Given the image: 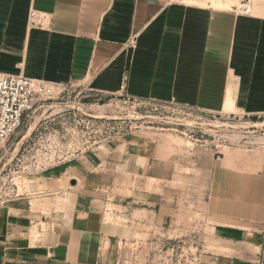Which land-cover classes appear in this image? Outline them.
<instances>
[{"label": "crops", "instance_id": "crops-1", "mask_svg": "<svg viewBox=\"0 0 264 264\" xmlns=\"http://www.w3.org/2000/svg\"><path fill=\"white\" fill-rule=\"evenodd\" d=\"M214 6L0 0V72L88 83L106 98L264 117V17ZM170 135L133 129L31 179L0 205V264H103L117 243L148 229L179 230L191 202L213 223L264 236V156L238 147L217 155ZM201 264L258 261L220 253Z\"/></svg>", "mask_w": 264, "mask_h": 264}, {"label": "rangeland", "instance_id": "rangeland-1", "mask_svg": "<svg viewBox=\"0 0 264 264\" xmlns=\"http://www.w3.org/2000/svg\"><path fill=\"white\" fill-rule=\"evenodd\" d=\"M180 1L212 7L225 3L227 8L236 12L264 17V0ZM202 115L205 116L199 111H183L174 107L153 110L145 102L139 105L125 102L120 97L106 98L88 83L57 86L54 94L43 101L27 124L8 142L6 150L0 151V205L11 195L24 192L31 179L46 174L52 168L50 164L68 160L86 148L112 140L127 130L152 128L172 133L171 138L186 148H193L195 144L172 128L190 126ZM221 115L223 118L219 121L228 122L224 126L234 124L233 127H224L222 132L242 131L246 127L249 135L253 136L252 141L256 144L249 148L238 147V151L264 156V117ZM205 129H209L208 126L202 125V130ZM35 165H39L36 170ZM190 198L193 199V195ZM181 211L179 230L155 229L150 232L145 229L140 238L117 243L111 260L103 264H201V259L208 255L243 252L255 254L258 264H264V236L261 231L213 223L203 208L192 202L183 206Z\"/></svg>", "mask_w": 264, "mask_h": 264}, {"label": "built area", "instance_id": "built-area-1", "mask_svg": "<svg viewBox=\"0 0 264 264\" xmlns=\"http://www.w3.org/2000/svg\"><path fill=\"white\" fill-rule=\"evenodd\" d=\"M63 85L64 84L49 82L44 79L30 78L22 74L0 72V151L6 150L8 142L12 140V138H14L27 124V121L32 114L42 106L43 101L47 97L54 94L55 88ZM120 99L125 102H131L139 105L145 102L150 104L153 110H158L160 107H174L183 111H195L194 109L183 107L174 103L137 100L123 96H120ZM221 118H223L221 114H205V116L202 115L200 118L198 117L197 120L192 121L190 126L185 125L181 129H172L175 131L177 130L176 132H179L178 134H180L188 142L211 149L217 155H223V150L225 148H249L250 146L256 144L252 141L253 136L249 135L246 127H244V130L242 131L231 130L230 132H222L221 129L224 127H233L234 124L224 126L228 122L219 121ZM202 125H207L209 129L202 130ZM234 129H236V126ZM206 134L208 137H205ZM73 157L74 156H71L68 160L64 159L60 162H67ZM60 162L58 164H60ZM58 164L52 163L49 167H54ZM39 165H35V170L36 167H39ZM29 166H31V164ZM18 194L19 193H15V195Z\"/></svg>", "mask_w": 264, "mask_h": 264}, {"label": "bare ground", "instance_id": "bare-ground-1", "mask_svg": "<svg viewBox=\"0 0 264 264\" xmlns=\"http://www.w3.org/2000/svg\"><path fill=\"white\" fill-rule=\"evenodd\" d=\"M33 126H34V125H33ZM33 126L31 127V129L33 128ZM29 129H30V128H29ZM31 129H30V130H31ZM28 133H29V132H28Z\"/></svg>", "mask_w": 264, "mask_h": 264}]
</instances>
